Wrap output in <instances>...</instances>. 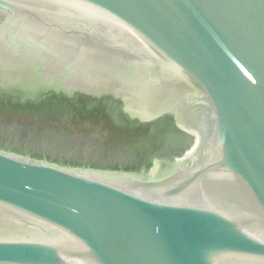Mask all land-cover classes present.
I'll return each instance as SVG.
<instances>
[{"label":"water","instance_id":"water-1","mask_svg":"<svg viewBox=\"0 0 264 264\" xmlns=\"http://www.w3.org/2000/svg\"><path fill=\"white\" fill-rule=\"evenodd\" d=\"M186 86L209 148L141 172L41 157L0 127V264H264V0H0L1 94L121 98L143 158Z\"/></svg>","mask_w":264,"mask_h":264},{"label":"trees","instance_id":"trees-1","mask_svg":"<svg viewBox=\"0 0 264 264\" xmlns=\"http://www.w3.org/2000/svg\"><path fill=\"white\" fill-rule=\"evenodd\" d=\"M0 103L38 116L30 118L28 122L17 120L16 123L8 125L11 127L8 131L12 132L15 140L23 143V146L32 143L38 152L52 151L49 155L57 162L75 165L84 163L100 167L110 164L106 158L111 157V152L104 148L106 145L103 141L107 132L112 130V121L107 113L89 108L87 99L71 100L49 93L37 101L26 102L0 96ZM16 149L23 151L21 148Z\"/></svg>","mask_w":264,"mask_h":264},{"label":"flooded vegetation","instance_id":"flooded-vegetation-1","mask_svg":"<svg viewBox=\"0 0 264 264\" xmlns=\"http://www.w3.org/2000/svg\"><path fill=\"white\" fill-rule=\"evenodd\" d=\"M170 90L176 91V96H180V103L175 108V114L178 112L182 116V122H177L174 114L164 115L146 122L145 128L147 127V131L153 137L152 144L148 147L151 148L150 153L141 158L138 164L125 170L141 172L145 168H151L156 158L168 160L174 157H181L185 154L190 155L195 153L197 157H201L209 148L212 135V117L207 102L194 100L192 97L194 91L187 86L183 89L180 87L179 89L175 88ZM49 93L61 95L71 100L85 98L88 102H98L99 105L106 104L108 117L112 121L111 127L115 126L114 120L116 117L133 118L127 113L123 99L115 97L112 94L99 97L83 91H76L73 96L69 97L63 92L56 93L50 91L38 97L36 100H19L21 102L37 101ZM0 96L18 99L1 93ZM133 119L139 120L137 118ZM131 130H136V128H131ZM193 133L197 134V136ZM163 167L166 168L167 165ZM124 168L118 166L115 169L120 170Z\"/></svg>","mask_w":264,"mask_h":264},{"label":"rangeland","instance_id":"rangeland-1","mask_svg":"<svg viewBox=\"0 0 264 264\" xmlns=\"http://www.w3.org/2000/svg\"><path fill=\"white\" fill-rule=\"evenodd\" d=\"M29 113V111L22 112L20 109L12 106L0 107V127L10 125L12 122L16 123L17 120L28 122L32 117H38ZM103 113L106 114V112ZM114 122L115 126L112 127V130L110 129V131L107 132L105 136L106 139L103 141V143L106 145L104 148H108V150L111 152V157H107L106 161H110V163L113 164H119V162L122 161L120 165L123 163V165L134 166L145 154L141 144L145 131L131 130L125 122L118 119H115ZM129 130L132 132H129ZM51 152L52 151L40 152V156L52 157L49 155Z\"/></svg>","mask_w":264,"mask_h":264}]
</instances>
